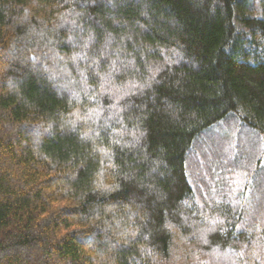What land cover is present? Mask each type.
<instances>
[{
	"label": "trees",
	"instance_id": "16d2710c",
	"mask_svg": "<svg viewBox=\"0 0 264 264\" xmlns=\"http://www.w3.org/2000/svg\"><path fill=\"white\" fill-rule=\"evenodd\" d=\"M258 3L0 0V264H264Z\"/></svg>",
	"mask_w": 264,
	"mask_h": 264
},
{
	"label": "rangeland",
	"instance_id": "374dc122",
	"mask_svg": "<svg viewBox=\"0 0 264 264\" xmlns=\"http://www.w3.org/2000/svg\"><path fill=\"white\" fill-rule=\"evenodd\" d=\"M258 1H259L258 3L259 6L261 3H264V0H256V3ZM223 128H225V126L216 129L214 132L220 133L221 136L222 134H224V132H227L230 135L231 131H224ZM244 138H247V136L246 135L238 136L236 139H233V140L228 139V144L231 145L230 152L234 155H237L239 160L242 159L243 163L245 162V160H247V158H245L246 157L245 153H249L250 155V148L249 147L247 148ZM240 139H241L242 146L243 147L245 146V148H242V149L239 148V151H238V142ZM243 166H241V168H238V170L234 171V174L231 177L230 191H233L236 195H238L240 192L242 193L243 188L245 189V192L248 191L249 186L251 185L250 182H252V180H250V175L244 170H242ZM256 170H257V167H256ZM256 170L254 174H256Z\"/></svg>",
	"mask_w": 264,
	"mask_h": 264
}]
</instances>
